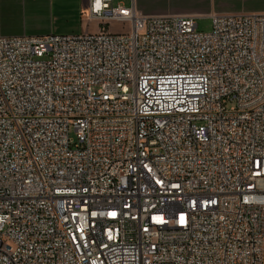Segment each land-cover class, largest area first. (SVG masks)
I'll return each instance as SVG.
<instances>
[{"label": "built area", "instance_id": "2783aa9c", "mask_svg": "<svg viewBox=\"0 0 264 264\" xmlns=\"http://www.w3.org/2000/svg\"><path fill=\"white\" fill-rule=\"evenodd\" d=\"M87 18L0 36V264H264V12Z\"/></svg>", "mask_w": 264, "mask_h": 264}, {"label": "crops", "instance_id": "0c3cea01", "mask_svg": "<svg viewBox=\"0 0 264 264\" xmlns=\"http://www.w3.org/2000/svg\"><path fill=\"white\" fill-rule=\"evenodd\" d=\"M143 15L191 16L264 12V0H124ZM89 0H0V36L79 34L92 30ZM99 25L96 26V29Z\"/></svg>", "mask_w": 264, "mask_h": 264}, {"label": "rangeland", "instance_id": "374dc122", "mask_svg": "<svg viewBox=\"0 0 264 264\" xmlns=\"http://www.w3.org/2000/svg\"><path fill=\"white\" fill-rule=\"evenodd\" d=\"M119 1H124V0H112V4L116 5L118 4ZM88 20H90L88 18ZM90 26L92 28L91 31L88 33H95L98 31V28L96 29V26L99 25V22L97 20H90ZM197 22V29L200 31H208L211 26V20L208 16H203L200 17L196 20ZM108 30L113 33H119V32H127L130 29V24L129 22H121V21H116V20H111L107 24ZM73 135V133H71Z\"/></svg>", "mask_w": 264, "mask_h": 264}]
</instances>
